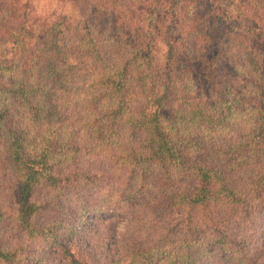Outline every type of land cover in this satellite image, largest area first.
Wrapping results in <instances>:
<instances>
[{
    "label": "trees",
    "instance_id": "trees-1",
    "mask_svg": "<svg viewBox=\"0 0 264 264\" xmlns=\"http://www.w3.org/2000/svg\"><path fill=\"white\" fill-rule=\"evenodd\" d=\"M71 2L2 7L0 264H264V0Z\"/></svg>",
    "mask_w": 264,
    "mask_h": 264
},
{
    "label": "rangeland",
    "instance_id": "rangeland-1",
    "mask_svg": "<svg viewBox=\"0 0 264 264\" xmlns=\"http://www.w3.org/2000/svg\"><path fill=\"white\" fill-rule=\"evenodd\" d=\"M164 0H81V4H87L86 9L89 10V7L94 4L105 5L107 7L116 6L118 10L112 13H108L107 18L110 20L114 17H118L120 19L127 18H137V19H147L151 17L149 10L154 5H161ZM18 4L22 5L23 3H28L32 9L33 14L36 16H49L52 14L58 13H73L75 16L78 15L79 12L74 11V5L71 0H0V20L5 16V11L2 10V7H6L10 4ZM130 8L125 12L122 8ZM83 9H81V15L83 14ZM84 16V14H83Z\"/></svg>",
    "mask_w": 264,
    "mask_h": 264
}]
</instances>
